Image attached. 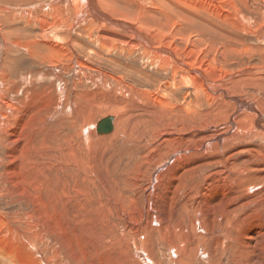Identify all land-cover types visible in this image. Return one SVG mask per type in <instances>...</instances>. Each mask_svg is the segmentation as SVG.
<instances>
[{"label":"bare ground","instance_id":"1","mask_svg":"<svg viewBox=\"0 0 264 264\" xmlns=\"http://www.w3.org/2000/svg\"><path fill=\"white\" fill-rule=\"evenodd\" d=\"M136 1L138 2L139 10L147 8L145 0L122 1L124 5L122 8H112L118 15L121 14L122 16L118 19L114 18V20L112 15L109 16L99 9V5L103 7V11L111 8H108V6H110L111 2L116 4L114 0H0V111H4L10 117L8 121H5L0 116V146L7 148V151L0 159V164L7 162L6 169L0 172V199L6 200L7 203L9 202L8 204L13 206L11 192L14 191L16 194L19 189L25 190L22 186L16 187V179L18 178L16 175L22 170H24L23 174L21 176L18 175L20 177L23 176V179L27 180L25 182L31 184L36 189V192H39L36 195L47 197V192L52 188L51 182H53L48 177L52 173L58 172L56 171L58 169H56L57 164L54 158L59 151L58 148L64 143L60 142V144L58 143L59 145L52 146L54 149L46 147L45 143H42L45 137L41 138L44 133V126L40 124L41 121L26 135L25 142L19 139L20 127L27 121L34 125L35 116L38 117V113L43 108H50L53 113H57L61 106L59 101H63V94L66 98H71L75 102L76 99H79V96L80 98L83 96L84 99L89 98V95H93L94 86L101 81L106 86L105 88L108 87L104 80L105 71L94 67L92 63L87 62L88 60L80 58L79 56L82 54L79 55L77 52V47L80 43H77L79 38L73 33V28H76L75 26L78 23L87 20L89 25L86 26L84 36L89 41L96 43L97 47L101 44V47L105 48L106 51H111L117 46L115 42H120L128 53H133L135 48H138L136 49L138 52L149 55L150 60L153 61L147 64L153 67L155 74L161 76L167 74L168 78L153 76L152 73L144 74L143 76L139 74L140 78L144 80L145 86L141 82L140 84L144 87H136L128 83L124 78L118 79L117 90L122 93V96L133 100V110L129 115H126L124 113V105L116 101L117 97H109L110 95L107 97L106 95L105 100L101 102L102 112H109L110 115L107 116L113 117L112 129L114 130L97 132L98 122L95 123V120L90 116L92 115L91 106L93 104L91 106H85V103L81 104L83 107H87L85 116H82L83 113H79L83 117L81 129L70 130L72 133L68 134L66 132L62 137L64 139L69 137V141H72L71 138L74 139V137L80 138V141H74L70 149H68L69 151L66 152L71 161L76 158L75 151L80 147H82L81 152L86 155V161L84 162L80 159L82 154H79L76 159V165L72 166L73 171L70 177H77L78 182L80 179V183L83 182L85 186L84 189L94 185L96 183L93 178L94 171L92 166L94 162L92 159L95 157L93 156L94 152L96 154L99 153L102 141L114 138L116 140L114 145L121 144L125 146L123 149V160L118 162L110 161L109 171L105 173L104 178L102 177L104 185L101 183L102 187H98V189L102 190V192L103 189L112 192L116 200H118L119 195L127 199L130 197L135 198L131 211H136L137 215H145L144 212L146 210V214L152 218L153 211L163 209L160 208V205L164 202H170L171 190L178 186L181 172L186 167L196 163L200 164L201 166L199 167L193 166L191 168L192 170H199L202 167L204 168L203 172L206 173L204 175V173L198 172L200 175L198 174V176L192 178L196 181L192 189L201 186L199 191L192 194L198 197H194L195 201H191L189 204H187V200V202L182 201V205L185 207V212H187L189 217L191 212L196 216V231L199 234L196 241L199 243V247L195 250V254L198 259L203 260L207 254V248L202 246L206 242L207 232L214 230L216 232L223 231L225 227H229V223L232 221L231 217L233 215H230L225 210V206L234 204L230 203L229 197L232 193L237 192L241 184L246 185L249 179L251 182L254 181L253 177L251 179L248 175L249 171L247 169L253 170L257 169L258 166L264 167L262 161L261 163L255 162L252 164L250 161L251 156H247L242 163L243 167H245L244 169L243 167L239 168L241 166L234 168V165H231L230 162L232 157H224L228 146L225 144H229L234 139L247 140L248 142L256 138L264 143V113L257 105V101L260 99L264 102V0H171V8L166 5V9L159 5L160 0H154V3H150H152L151 7L154 12H158L156 16L162 18L161 21L163 19L166 20L165 22H159L156 29H151L144 22L137 25L136 21L134 23L130 19L134 15H127L126 10L130 9L127 3ZM169 11L177 19L172 20L173 17H170ZM146 12L148 14L151 10ZM147 14L143 17L144 19L147 18ZM182 22L196 25L197 28L205 31V34L215 31L225 38L228 28L226 27L227 29L225 30L218 23L223 22L227 26L230 25L231 30L235 28L252 37L257 46L254 47L253 44H248L243 40L240 41L241 47H233L225 42H215L213 44L215 45L214 48L210 46L212 43L204 47L213 51H211L212 54L209 53V55L205 56L203 55L205 51H200L197 45L202 42L207 44L205 35L201 30V32L190 31L191 29L189 28V32L180 31L177 26L178 24L182 26ZM112 28L123 29L128 32V35L124 36L125 39L124 37L121 39L118 36L119 34L117 35L114 33L115 31L111 30ZM107 36L108 38L109 36L111 37L108 42L105 41ZM216 36L214 37L216 38ZM241 36L243 37V35ZM183 40L186 41L185 45L184 42L182 43ZM87 50L90 51V49ZM252 51L254 53L258 51L257 60H253L250 63L248 62L249 60L245 61L244 57H242L240 59L243 60L244 65L240 68L233 69L229 67L231 64L227 67L225 66L227 62L225 64L221 63V57L233 56L237 52L252 53ZM248 58L250 60L253 59L252 56H248ZM25 61H30L32 66L22 64ZM226 61L228 60L226 59ZM240 62L239 64L241 65ZM150 83H152V88L147 89L146 86ZM8 87L11 90H7V92L6 89ZM190 87L193 90L189 92L186 90V92L189 95L192 92L191 95L192 97L194 96V102H197L199 97L204 95L205 98H202L207 101L204 102L210 107L207 106L209 108L207 111L201 110L200 113L198 112V114L202 115V126L206 121L213 120L210 119L212 116H218L223 121L220 124L218 123L219 125L211 124L212 122L206 123L203 128L199 126L196 129L195 127L196 131L194 132L178 134L176 132L182 129V125L177 130H171V123H173L171 120V105L173 102L171 100H176L177 98L175 90L180 91L183 88ZM22 91L24 93L23 96L19 95ZM29 92L30 95L27 96ZM12 94L16 96V104L22 103L26 97L29 102L40 103L30 111L17 108L8 103L9 95ZM249 95L255 100L251 99ZM189 100L188 102L186 100L187 104L190 102ZM180 102L182 103V101ZM183 105L185 107L184 103ZM79 107L80 109H78L81 111L84 109L81 106ZM181 107L183 106L181 105ZM78 109L76 107L77 111H79ZM181 109L183 110V108ZM187 109L189 110V108ZM192 110L194 112L190 113L197 115V110ZM66 115V118H71L69 117L70 114ZM41 116L43 117L42 114ZM72 117L75 118V116ZM67 120L66 126L74 124L72 119ZM35 122L37 123V121ZM61 122L65 123L61 119L60 121L56 120L54 124L57 127ZM12 123L15 124V128L7 132V127ZM48 128L47 131H49ZM111 131L114 132L112 133ZM105 134L107 136H104ZM5 137H7L6 140H4ZM41 140L43 141L41 142ZM126 143H130V145L126 146ZM251 147L255 155H260L261 160L262 158L264 159L262 144L261 146ZM19 153L27 154L25 166L18 173L8 174L6 177V173L10 169H15L10 157ZM61 156L58 154L56 158L58 159ZM138 156L141 159H138ZM106 159L108 160L107 157ZM135 162L138 163L139 167L136 168L137 178L132 180L128 178L129 174L126 177L124 173ZM203 163H206V168L204 167L205 165L202 166ZM53 164H56V166H53ZM214 166L220 168L214 170ZM94 170H96V167ZM103 170L107 171L108 167L105 166ZM163 174L166 176L167 181H162ZM145 180L147 184L141 186L142 191L140 193L127 196L129 191L136 190L130 189L132 187L131 184L139 189L141 182ZM245 190L251 193L256 191L255 188L249 189L248 187ZM260 190L262 191V188ZM190 191L187 192V195L191 194ZM168 192L169 194H167ZM87 196H89L90 200V193ZM18 198L24 201V199ZM62 199L69 200L67 197H62ZM141 199L142 203L139 204L138 200L140 201ZM220 200L222 203H219ZM247 203L245 204L248 206L249 204ZM19 211L9 210V216H13L15 219ZM163 211L165 210L163 209ZM218 211H222V213ZM236 212L239 219L247 216V214L241 213L238 209H236ZM199 218H202V220L199 221ZM250 218L253 220L257 219L256 216ZM10 221L7 217V212L0 209V264H28V261L31 264H56L61 261V259L57 260L56 256H47L45 259L41 256L40 258L33 248L32 235H29L27 228L21 222L18 223L17 227H13ZM239 231L242 234V239L238 240L243 245L237 251L235 257L237 258L243 251H246L248 257L252 260L240 257L242 261L236 259V264H260L259 260H264V227L260 231L256 230L257 236L255 237H249L248 234L244 235V230L242 229H239ZM248 231H251V229ZM118 232L121 233L120 230ZM195 236L189 239L190 242H194ZM217 236L220 235L213 233V235L208 237V240L213 239L214 243H218ZM189 240H183L184 244H181L182 246L173 243L171 246H173V249L175 247L184 248V245ZM261 241L263 248L259 245ZM121 245L122 243L120 242ZM258 246L260 249H258L255 256L254 247ZM120 251L125 253V248ZM172 259L173 255H171V264H174ZM119 261L121 263L126 262L123 258H120ZM147 261L151 263V261Z\"/></svg>","mask_w":264,"mask_h":264},{"label":"rangeland","instance_id":"2","mask_svg":"<svg viewBox=\"0 0 264 264\" xmlns=\"http://www.w3.org/2000/svg\"><path fill=\"white\" fill-rule=\"evenodd\" d=\"M114 1H116L115 2L116 4H114V2H111V4L109 3L110 6H108V8L109 7L111 8L104 10V11H103V7H101L99 4L98 5H99L100 11L104 12L105 14H108L109 16L112 15L113 19L114 18L118 19L122 17L121 14L118 15V13L115 12L112 8H118V7L122 8V6H124L122 3L125 0H114ZM150 2L154 3V0H145V4H147L146 7L148 9L146 7L145 8L147 10H151V12L148 14L146 12L147 11L146 9L144 10L138 9L139 5L137 4L138 3L137 1L134 3L128 2L127 6L129 5L128 7L130 9L126 10V12L128 13L127 15H131V14L134 15V17L130 19L134 23L136 21L137 25H139V23L144 22V24L150 27L151 29H156L157 26L159 25V22H163V21L165 22L166 20L163 19L161 21L162 18H159L158 16H156L158 15V12H154V10L151 7L152 3ZM159 5L163 9H166L165 8L166 5H168L171 8V0H160ZM146 14H147V18L144 19L143 17ZM169 15L170 17L171 16L173 17L172 20L177 19L176 16L174 18V14H171L170 11H169ZM86 21L78 23L75 26L76 28H73V33L77 35V37L79 38L77 40L78 41L77 43H80L77 47V52L79 55L82 54L81 56L79 55L78 56L80 58L82 57L83 60H88L87 62L92 63L94 67L100 68L101 70L105 71L104 80L106 81L108 87L105 88L106 86H104L102 81L99 82L100 80L98 78L99 81L98 80L97 81L99 82V84H96L94 86L95 90L93 91V95L88 96L90 99L89 98L83 99V96H81V98L79 96V99L75 100V102L78 103L77 104L74 102L73 99L66 98L65 95L63 94V98H62L63 101L62 102L59 101L61 103V106L59 108V111L61 113L59 111L57 113L55 112L53 113V111L50 108H43L44 110L42 109V111L38 113V117L35 116V119L33 121L34 125H31L27 121L25 124H23L20 127L18 136L20 140L25 142L26 135L30 131L33 130V127L35 125L39 124L38 123L39 121H41L40 124L44 126L43 127L44 133H43V137L41 138L45 137L44 141L41 140V142L43 141L42 143H45L46 147L48 146V148L50 149L51 148L54 149V147L52 146L59 145L60 142L64 144L58 148L59 151L56 153L55 158H54V161L57 164L56 169H58L56 171L58 172H54L50 175V177H48L49 179H52L53 182H51L52 188L47 192V197L46 196L39 197L38 195H36L39 192L38 191L36 192V189L31 184H28L27 182H25L27 180L23 179L24 178L23 176L20 177L23 174L24 170L20 172L19 170L25 166V158L27 154L19 153L16 156L10 157V161L11 163H14L15 169H10L6 173V177L8 176V174H14V173L19 172L18 174L20 176L18 174L16 175L18 177L16 179V187L22 186L25 189L24 191H22L21 189L17 190L16 194L14 193V191L11 192L13 196V203H12L13 206L8 204L9 202L7 203L6 200L0 199V209L7 212V217L11 220L10 221L11 226L17 227L18 223L21 222L29 231V235H32L31 241L33 243V248L36 250L37 255L40 256V258L42 256L44 259L47 256H56L57 260L61 259V261L57 263L55 262L56 264H139V262L140 264H171V255H173L172 262L174 264H236V259L242 261L240 257H246L252 260L251 258L248 257V253L246 251H243L237 258L235 257V255L237 254V251L241 249L243 245L238 240V239H242V234L240 233L239 229L244 230V235L248 234L249 237H255L257 236L256 230L260 231L264 227V223H263L264 222V191H263L264 189V167L262 166H258L257 169L255 168L253 170L247 169L249 171L248 175L250 176V178L253 177L254 181L251 182L249 179V181L246 182V185L241 184L237 192L232 193V195L229 197L231 201L230 203L235 204V205L229 204L225 206V210H227L230 215H233V217H231L232 221L229 223V227H225L223 231L216 232V230H214L212 232H207L206 242L203 245L201 244L202 246H205L207 248V254L205 255L206 257L203 260L198 259V257H196V254H195V250H197V248L199 247V243L196 241L199 237V234L196 231L197 230L196 229L197 224L195 223L196 216L193 214V212H191L190 217H189L187 212H185V207L182 205V201L184 202L188 201L187 204H189L191 201H195V198L198 197L192 194H194V192L196 191H199L201 189V186H197L196 189H192V186H195V183H196V181H194L192 178L198 176L199 173H204L203 172L204 168L201 167L199 168V170L198 169L192 170L191 168H193V166L199 167L201 166L200 164L196 163L195 165L186 167V169L181 172L180 177H179L180 180H179L178 186L171 190L170 202H166V203L164 202L163 204L160 205V208H163L165 211H163V209L153 211L152 218H150L146 214V210L144 212L145 215H137L136 211L135 212L131 211L132 207L134 206L132 205V203L135 198L130 197L129 199H127V198H124L122 195H119L118 200H116V197L112 194V192L107 191L103 188H102L103 189V192H102V190L98 189V187H102L101 183L104 185V181H102V179L104 178L105 173H108L109 171L110 161L112 160L114 162H118V161L123 160V149L125 146L121 144L114 145V142L116 141L114 138L105 139V141H102V146L100 149L101 151L99 150V153L97 154L94 152L93 156L95 157H93L92 159V161H94L92 165L93 171H94L93 178L96 182L94 185H91L88 189H84L85 186L83 182L80 183V179L78 182L77 177L75 178L70 177L71 172L73 171L72 166L76 165V159L79 156V154L80 153L82 154L80 156V159H82L84 162L86 161V155H84V152H81L82 147H80L79 149L75 151L76 158L71 161L69 157L66 155V152L69 151L68 149H70L71 144L76 140L80 141V138L78 139L74 137V139L71 138L72 141H69L68 140L70 139L69 137H67L66 139L62 137L64 136L66 132L69 134V133H72L71 131L81 129L83 125L82 116L86 115L85 109L87 108V107H83V105L81 104L85 103L86 104V105L84 104L85 106H89V105L91 106V104H93L91 106L92 115L90 116L91 118H93V120H95V123H97L101 118L107 115H110L109 112H106V113L102 112L103 107H101L102 105L101 102L105 100L104 98H106V95L107 97L109 95H110L109 97H112V96L117 97L116 101L124 105V113L126 115H129V113L133 110V100L129 97L122 96V93H119V91L117 90L118 88L117 80L120 78H124L128 83L133 84L136 87H144L145 86L144 80L140 78L139 74L143 76L144 74L152 73L153 76H161V75L155 74V70H153V67L148 66L147 63L153 62L150 60L149 55L138 52V50H136L138 48H135V51L133 53H128L125 50L123 44L120 42L119 43L115 42L117 46L114 47L115 49L113 48L111 51H106L105 48L101 47V44L97 47L96 43L89 41L88 38L84 36L86 33V26L89 25V21L87 22ZM218 23L220 24V27L222 26L225 30L228 28L227 29L228 32L225 35V38L223 35H220L218 32H215V31H212L211 33L207 32L208 34L207 33L205 34V31H202V29L197 28L196 25L190 24L187 22H182V26H180L179 24L178 26L177 25L176 26H177V29H179L180 31L184 30L183 32H189V29H191L190 31H193V30L202 31V33L206 37L205 39L208 40V41L205 40L207 44H204L202 42V43H198L197 45L200 51H205L203 54L205 56L209 55V53L212 54L213 51L212 49L207 50L204 47L212 43L210 46L214 48L215 45L213 44H215V42L216 43L225 42L229 45H232L233 47L235 46L241 47L240 41L243 40L248 44H253L254 47L257 46V43L255 42V40H253V38L250 37L249 35L243 33L241 30H237L233 28L232 29L233 32H232L230 25L227 26L225 23L223 24V22H218ZM111 30L115 31L114 32L115 34L117 35L119 34L118 36L121 39H123L124 36L128 35V32L123 29L112 28ZM241 35H243V37ZM214 36H216L217 39ZM239 37L241 38V40ZM218 38H221L222 40ZM235 39H237L238 41ZM110 40H111V37L109 36L108 38L107 36L105 41L108 42ZM183 42L185 45L186 41L183 40L182 43ZM234 43H237V44H234ZM86 48L90 49V51H88ZM247 53L237 52L234 54L235 56L228 55L226 58L221 57V60H222L221 63L225 64L227 62L225 66L228 67V65L231 64L229 65V67L235 69V68H240L241 66L244 65L243 60L240 59L242 57H244L245 61L249 60L248 62L250 63H252L253 60L254 61L257 60L258 54H259L258 51H256L255 53L253 51L252 53L251 52H247ZM248 56H252L253 59L250 60ZM92 57L93 58L95 57V58L93 59ZM226 59L228 61H226ZM238 60L239 62L241 61L240 62L241 65L239 64ZM22 64L26 66H32V63L30 61H25ZM71 74H74V73H71ZM168 74L170 75V73ZM72 77L74 78L73 75ZM161 77L168 78V75L164 74V76H161ZM97 81L96 83H98ZM140 82L142 85L144 84V86H142ZM146 88L151 89L152 83L146 86ZM7 90L10 91L11 88L8 87L6 91ZM186 90L189 92L193 89L190 87V88H183L180 91L175 90L177 92L176 94L177 98L176 100L175 99L171 100V102H173V104L171 105V108H172L171 109V116H172L171 120L173 122L171 123L172 131L173 129L177 130L182 125L181 127L182 129L177 130L176 133L178 134H185L188 132L191 133V132L196 131V129H198L199 126L203 128L206 125V123L208 124L212 122L211 124L219 125L223 121V120H220L219 119L220 117L218 116H217L218 118L212 116L210 119H213V120L206 121L205 124H203L202 126V121H201L202 115L198 114V112L200 113L201 110L207 111L210 107L206 103L207 101L202 98V97L205 98L204 95L199 97L200 100L199 99L197 100V102L200 104L199 105L197 102H194V96L192 97L191 95L192 92H190V95H189V93L186 92ZM112 94L114 95L116 94V95L114 96ZM19 95L23 96L24 95L23 91ZM29 95H30V92L27 94V96ZM249 97L251 99L253 98L250 95ZM179 100L182 101V103ZM186 100L187 102L188 100L190 101L189 102L190 104L188 103L189 105L187 104ZM253 100L255 99L253 98ZM90 101L93 103H91ZM8 103L16 106L17 108H22V109L30 111L35 106H37L40 102H37L34 104L33 102H29V99L26 97L22 103L16 104V96L12 94V95H9ZM71 103H72V106L70 105ZM183 103L185 104V107ZM194 103L195 105H193ZM181 105L183 107H181ZM257 105L264 113L263 100L260 99L259 101H257ZM79 106H81V108L82 109L84 108V109L82 111L79 110L80 109ZM194 106L195 107L197 106V107L195 108ZM76 107L77 109L79 108L78 109L79 111L76 110ZM181 108H183V110ZM187 108H189V110ZM192 109L197 110V115L195 113H190V112H194V110ZM71 110L73 111L71 112ZM186 110L188 111L185 112ZM79 113L81 114L83 113L84 115L82 114L81 116V114ZM41 114L43 115V117L41 116ZM66 114L68 115L70 114L69 117L71 118H66L67 117ZM0 116L3 117L5 121H8L10 118L9 115L5 113L4 111H0ZM72 116H75V118ZM60 118L65 123L61 122L59 126L56 127L54 123L56 120L60 121L61 120ZM76 118H78L80 122L77 121L78 119L76 120ZM42 119L44 120L42 121ZM67 119H70V120L72 119V122L74 121V124L66 126V123L68 121ZM35 121H37V123ZM45 127L47 128L49 127L48 128L49 131H47V128ZM195 127L196 129H194ZM13 128H15L14 123L9 125L6 130L7 132H10ZM65 128H67L66 129L67 131L64 130ZM111 132L113 133L114 131H111ZM111 132L110 134H112ZM107 134L110 135L109 133ZM107 134H105L104 136H107ZM6 139L7 137H5L4 140ZM62 139H63V142H62ZM261 144H262V149L264 151V143L261 142L259 139L255 138L254 140H250L248 142L247 140L234 139L229 144H225L226 146L227 145L228 146H227L226 152L224 153V157L225 158L228 156L232 157L230 162H231V165H234V168L239 167V166H241L239 168H242L243 167L242 163L244 159L247 158V156H251L250 161L252 164H254L255 162L261 163L262 161L264 165V159L262 158L261 160L260 155L259 156L255 155V152L254 153L252 152V147H251V146H261ZM129 145L130 143H126V146H129ZM108 150L110 151L106 152ZM6 151H7V148L0 146V159L3 157V154ZM58 154L62 156L57 159L56 156H58ZM106 157L108 158V160L106 159ZM137 158L141 159L139 156ZM56 164L55 165L53 164V166H56ZM203 165H205L204 166L205 168L207 167L206 163H203L202 166ZM6 166H7V162L0 164V172L5 170ZM105 166L108 167L107 171L103 170V168L105 169ZM95 167H96V170H94ZM137 167H139L138 163L137 162L133 163L132 167H130V169L126 170L124 173L126 177H127V174H129V177H128L129 179H132V180L136 179L137 178V173H136ZM216 168L218 169L220 167L214 166L213 169L217 170ZM244 168L245 167H243V169ZM204 175H206V173H204ZM162 181L163 182L167 181V178L164 174L162 175ZM146 184H147L146 180L142 181L139 189L135 188L133 184H131L133 188L131 187L130 189H136V190L129 191V194L127 196L140 193L142 191L141 186L146 185ZM247 187L249 189L255 188L256 191H254L253 193H251L250 191L247 192L245 190ZM261 188H262V191L260 190ZM189 191L191 194L187 195V192ZM89 193H90V200L88 198L89 196H87V194ZM167 194H169V192ZM18 197L22 198V200L24 199V201H21ZM62 197H67L69 198V200H64L62 199ZM46 198H49L50 200ZM160 198H163V197H160ZM141 201L142 199L140 201L138 200V203L141 204L142 203ZM219 203H222V201L220 200ZM245 203L249 205L247 206ZM235 206H236V209H238V211H240L241 213L244 212L245 214H247L246 218L239 219ZM165 207H168V208H165ZM9 210L11 211L20 210L16 216L17 218L14 219L13 216L12 217L9 216ZM218 212L222 213V211H218ZM252 216H256L257 219L253 220L252 218H250ZM55 219H56V222H55ZM200 220H202V218H199V221ZM249 229H251V231H248ZM119 230L121 231V233L118 232ZM213 233H215V235H220V236H217V239L219 240L218 243H214L213 239L208 240V237L213 235ZM125 236L126 238L124 239ZM194 236H195L194 242H190L189 239H191ZM183 240H189V242L184 245V248L175 247L173 249V246H171L172 243L182 246L184 244ZM120 242L122 243L121 246H120ZM259 245H261V248H263L262 241ZM124 248H125V253L120 251L121 249H124ZM258 249H260L259 246L254 247L255 256H256ZM120 258H123L124 260H126V262L121 263L119 261ZM147 260L151 261V263H149ZM36 262H37V259H36ZM259 263L264 264V260L260 259ZM28 264H31V263H29L28 261Z\"/></svg>","mask_w":264,"mask_h":264},{"label":"water","instance_id":"3","mask_svg":"<svg viewBox=\"0 0 264 264\" xmlns=\"http://www.w3.org/2000/svg\"><path fill=\"white\" fill-rule=\"evenodd\" d=\"M112 116L101 118L97 123V132H107L112 129Z\"/></svg>","mask_w":264,"mask_h":264},{"label":"crops","instance_id":"4","mask_svg":"<svg viewBox=\"0 0 264 264\" xmlns=\"http://www.w3.org/2000/svg\"><path fill=\"white\" fill-rule=\"evenodd\" d=\"M70 105L72 106V103ZM27 252H28V250H27Z\"/></svg>","mask_w":264,"mask_h":264}]
</instances>
